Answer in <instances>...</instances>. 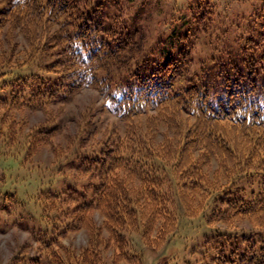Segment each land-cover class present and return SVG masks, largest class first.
I'll list each match as a JSON object with an SVG mask.
<instances>
[{"label": "trees", "instance_id": "1", "mask_svg": "<svg viewBox=\"0 0 264 264\" xmlns=\"http://www.w3.org/2000/svg\"><path fill=\"white\" fill-rule=\"evenodd\" d=\"M187 1L192 15H198L196 26L173 22L168 40L142 49L146 62H133L130 55L139 52L131 31L136 12L118 13L119 22L121 8L101 0H0V37L10 43L19 29L29 39L19 61L14 46L6 49L0 41L1 108H43L92 87L114 100L123 122V129H111L96 149L77 147L66 157V169L87 176L85 192L76 195L66 185L58 191L41 189L35 198L50 227L41 238L46 249L78 227L86 229L88 246L79 255L64 248L66 259L51 250L45 258H24L29 262L23 264L41 259L44 264H101L111 243L124 257L139 259L137 253L127 256L124 233L138 232L157 249L176 229L175 201L179 198L183 214L192 217L185 195L193 196L198 188L207 189L215 203L206 213L207 223H226L230 216L251 225L216 229L208 264H264V0H247L246 9L235 13L237 23L230 24L237 28L231 49L197 68L190 62L185 66L183 56L192 41L206 39L219 5L217 0ZM213 40L212 35L208 42ZM140 116L146 119L143 125L136 121ZM157 124H164L165 132ZM39 128L35 133L42 138L54 130ZM26 142L28 152L32 145ZM210 158H218L228 174L218 189L204 169ZM64 197L74 203L69 219L52 220L44 200ZM94 210L103 215L101 225L92 217Z\"/></svg>", "mask_w": 264, "mask_h": 264}, {"label": "rangeland", "instance_id": "2", "mask_svg": "<svg viewBox=\"0 0 264 264\" xmlns=\"http://www.w3.org/2000/svg\"><path fill=\"white\" fill-rule=\"evenodd\" d=\"M101 1L104 5L111 4L121 8L116 12V20L119 22L121 20L118 13L120 16L125 12L137 13L132 25L134 29L131 26V31L135 33L134 45L139 52L137 55L135 53L130 55L133 57V62L137 60L146 62L140 58L142 49L152 47L155 42L157 44L160 38L167 37L168 40L169 27L173 22L179 20L184 24L191 23L192 29L198 23V15H192V10L187 7V0ZM217 3L219 6L215 8L206 32V39L192 41L189 46L191 50H187L186 56H183L187 60L185 66L188 62L190 65L193 64L192 68H197L202 62L209 65L208 58L212 55H217L220 50V53H223L231 49L230 36L233 30L237 31V28L230 24L237 23V18L233 19L235 13H239L241 9L240 12H243L248 1L217 0ZM13 32V36L9 37L12 39L11 44L7 43L3 36L0 37V41L6 49L14 46V59L19 61L25 55L29 39L19 29ZM191 32L195 33L192 30ZM212 35L217 40L208 42ZM2 52L3 50H0V55ZM111 72L117 74L114 70ZM136 119L141 125L146 120L144 116ZM122 126L123 122L115 112L114 100L105 97L92 87L82 88L68 101L51 103L43 108L0 107V264H23L24 258L36 255L45 258L44 256H47L51 250H57L63 259H66L63 253L66 248L73 255H79L80 250L88 246L86 229L78 227L64 234L59 241L60 245L50 244L52 249H46L41 238L45 235V229L50 232V227L45 223L42 217L43 210L35 198L41 189L52 188L58 191L66 185L72 187L76 195L85 192L87 176L66 169L64 162L66 157L77 147L96 149L111 129L122 130ZM39 127H53L54 130L45 136L47 139L44 141L45 138H42L41 134L35 133L40 129ZM157 127L160 132L166 130L164 124H157ZM36 135L41 138H37ZM160 139L161 134H158L156 140L160 141ZM28 140L32 146L27 152ZM221 159L228 161L230 158L221 157ZM208 160L204 166L208 173L207 178L214 184L213 188L218 189V186L226 182L228 174L218 165V158ZM213 171L216 173L214 174ZM62 175L67 176L65 181ZM67 191L70 193L69 190ZM192 194L193 196L186 194L185 199L190 210L195 213L192 217L185 216L184 208L178 198L175 201L176 229L157 249L148 247L138 232H125L124 235L128 240L127 248L125 247L128 250L127 256H134L137 253L140 258L124 257L121 250L111 243L104 251L101 250L104 252L101 264H208L215 253L213 243L216 229L223 231L226 227L229 228L228 226L238 229L251 226L244 217L236 221L231 220L230 216L227 217L226 223L221 221L207 223L206 213L215 204L211 201L213 197L203 188H198ZM50 199L44 200L48 217L52 220L57 217L64 221L68 220L74 203L67 197L53 202ZM201 206L205 207L203 212L200 210ZM204 212L205 215L202 214ZM92 217L96 225L102 224L103 215L99 211L94 210ZM103 235L108 238L105 230ZM116 256L120 258L114 261ZM27 261L28 258L24 263L29 262ZM36 264L44 263L41 259Z\"/></svg>", "mask_w": 264, "mask_h": 264}]
</instances>
